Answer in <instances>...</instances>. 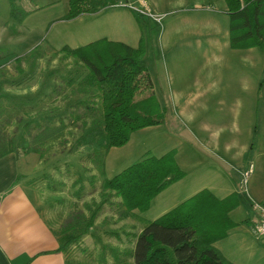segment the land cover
<instances>
[{"label": "rangeland", "instance_id": "obj_1", "mask_svg": "<svg viewBox=\"0 0 264 264\" xmlns=\"http://www.w3.org/2000/svg\"><path fill=\"white\" fill-rule=\"evenodd\" d=\"M121 2L143 6L147 12L139 13L129 6L119 5ZM14 5L20 8L16 16L12 14ZM163 5V12H156L147 0H118V3L97 13H85L78 16L79 19L68 20L64 17L69 10V0H0V105L3 111L0 113L12 121L9 127L11 131L19 125L16 140L26 135L32 143H38L40 152L34 153L29 167L35 173L32 183L40 189L45 208L51 213L53 207H58L62 215L70 214L73 209L83 210L90 215L91 210L85 204L89 203L95 209L103 199L104 176L100 167L87 150H73L82 134L84 121L76 115L80 114L88 121L90 119L86 115V106L77 105L87 95L74 94L68 82L79 70L82 73L86 70L67 57L62 49L65 46L78 47L102 37L126 39L119 32L128 33L129 26L125 25L126 22H118V19L115 21L112 16H125L120 13L128 8L142 19L139 40L141 36L144 37L147 48L143 63L155 84L151 94L165 107L167 120L163 124L134 132L125 147H115L109 175L107 164L105 166L107 175L114 177L141 160L149 150L156 156L174 148L180 151V155L197 151L200 130L230 138L227 135L237 129L239 134H247L251 130L253 135L249 141L240 138L234 141L237 142L233 143L234 149L228 152L233 162H223L216 156H211L210 160L218 169L225 168L219 167V164L230 166L231 163L235 171H241V181L246 191L251 179L256 176L263 179L264 49L235 48L240 50L232 58L226 59L224 54H231L229 50L232 47L224 32V27L229 24L225 20L230 15L221 13L222 34L214 35L215 29L210 28L212 22H188L191 13L184 3L164 0ZM23 11L26 12V18L22 21L25 23L19 27L18 20ZM200 14L205 19L212 16L207 12ZM154 15H162V21H158ZM249 48L258 51L250 54L251 50H245ZM245 54L253 58V67L249 63L245 66L253 72L252 82L248 81L249 76L243 77L247 79L248 84L245 85L248 87L242 82V85L236 84L235 77L241 79L242 75L236 76L228 71L230 68L238 67V71L244 68L242 63L246 59L242 56ZM226 69L227 72L223 74ZM150 91L146 89L143 94ZM60 118L64 119V126ZM47 125L61 129L53 136L46 137L42 131ZM37 134L43 136L40 142L34 139ZM20 152L30 156L33 154L22 148ZM218 153L224 155L221 151ZM233 153L237 158L233 157ZM243 153L244 159L240 157ZM208 175L205 172V176ZM52 183L55 189L50 188ZM69 194L79 196L75 205H71L67 199ZM121 201L120 197L115 196L103 205L96 223L99 225L103 222L101 225L113 230L128 226L132 230L138 229L141 223L144 227L149 214L143 212L141 219L135 216L119 220ZM62 228L60 225L59 230ZM259 238L264 242V237L259 235Z\"/></svg>", "mask_w": 264, "mask_h": 264}, {"label": "trees", "instance_id": "obj_2", "mask_svg": "<svg viewBox=\"0 0 264 264\" xmlns=\"http://www.w3.org/2000/svg\"><path fill=\"white\" fill-rule=\"evenodd\" d=\"M225 1L230 15L231 46L264 49V0ZM116 3L118 0H69V10L64 19L93 14ZM19 9L13 6V16ZM20 13L18 21L22 22L26 12ZM146 49L144 37L137 47L101 38L78 47L65 46L62 49L67 57L86 70L84 73L79 70L68 82L74 94L87 95L77 105L86 106V115L90 119L88 121V118L76 115L84 121L82 134L73 150H87L104 176L103 199L97 208L86 203V208L91 210L90 215L83 210L73 209L67 217L66 225L72 226L75 232H67L70 229L64 231L62 250H67L94 226L103 205L111 198L118 196L122 199L119 220H124L133 217L135 211L149 210L153 199L186 176L177 162L176 149L160 157L148 151L141 160L114 177L106 173V159L111 148L123 147L134 132L163 124L167 120L165 107L151 94L155 85L143 63ZM146 89H150V93L143 94ZM1 107L2 104L0 110ZM60 120L64 126V119ZM11 124L10 118L0 113V158L21 148L27 153H39L38 143H32L26 135L16 140L20 127L18 125L11 131ZM60 129L47 125L42 134L53 136ZM34 139L40 142L43 136L37 134ZM49 186L55 189L53 183ZM238 205L236 193L220 199L210 190L203 189L159 218L146 221L133 251L136 264H235L225 257L215 243L237 225L230 214Z\"/></svg>", "mask_w": 264, "mask_h": 264}, {"label": "crops", "instance_id": "obj_3", "mask_svg": "<svg viewBox=\"0 0 264 264\" xmlns=\"http://www.w3.org/2000/svg\"><path fill=\"white\" fill-rule=\"evenodd\" d=\"M147 1L153 10L163 12L164 0ZM173 2H182L189 6L188 9H190V15L192 16H188L191 18L188 22H212L210 28L215 29L213 31L214 35L221 33L220 22H223L221 13L225 12L224 15L229 16L225 0H173ZM128 9L120 13L125 16L119 14L112 16L115 21L118 19V22H126L125 25L129 26L128 33L119 32L126 39H118L119 37L102 38L126 42L137 47L142 39L141 36L139 40L142 19L130 8ZM205 12L212 16L205 19L200 14ZM79 17L72 20L79 19ZM225 22H229L228 26L230 28V16ZM24 23L18 22V26L20 27ZM228 26L224 27V32L227 34V38L230 39ZM220 37L221 35L219 39ZM255 49L245 50H251L252 53L250 54H253L258 51ZM239 50L231 47L229 50L231 54L225 53L224 55L226 59H230ZM247 56L248 54L242 56L246 61H250L242 63L244 68L239 71L238 67L223 71V74L228 70L230 74L234 72L236 76L242 75L241 79L235 77V82L237 85H242V82L246 87L248 85L245 84H248V81L252 82L253 79V72L245 67L249 64L250 67H253V58L249 57L251 58L249 59ZM245 76H249L250 79L248 81L247 79L244 80L243 77ZM182 95L184 96V94ZM178 97L180 99V94ZM204 131H199L197 151L180 155V151L176 149L177 162L186 172V176L153 199L149 210L143 212L149 214L145 222L159 218L203 189L210 190L220 199L236 193L239 205L230 215L237 225L231 228L228 235L218 240L215 245L227 259L235 264H264V242L255 230V225L259 222L260 212L254 207L255 202L264 200V185L262 184L264 183L262 181L264 175H262V180L258 176L251 179L250 187L246 191L242 185L241 171H235L231 163L230 166L224 163L223 165L219 164V167L225 166V168L224 170L218 169L215 166L216 164L210 160L211 156H216L223 162H233L230 160L231 153L228 152L234 149L235 145L233 143H237L234 141H237L238 138L249 141L252 139V131L250 130L247 134H239L236 129L227 135L230 138L220 137L218 133L213 134ZM114 148H111L106 159L108 175L110 174V159L114 153ZM220 151L224 155L221 156L218 153ZM33 155L34 153L30 156L21 154L20 151H13L0 158V264H136L133 251L137 236L144 228L142 223L138 229L133 228L132 230L128 226L113 230L101 225L103 222L99 225L97 222L87 230L79 241L71 244L67 250L61 249L64 231H67V229H70L67 231L69 233L75 231L72 226L66 225L65 221L69 213L62 215V210L58 207H53L51 213L45 208V201L39 194L40 189L32 183L33 178H35L33 174L35 173L30 170L29 161ZM233 157L237 158L235 153H233ZM240 157L244 159L245 153L240 154ZM205 172L209 175L205 176ZM61 186L62 181H60ZM69 195L67 199H69L71 205H75L78 202L76 197L79 196ZM135 212L133 217L127 219L135 218V216H138L139 219L142 218L141 215L143 214L140 211ZM60 225L63 228L59 230Z\"/></svg>", "mask_w": 264, "mask_h": 264}, {"label": "built area", "instance_id": "obj_4", "mask_svg": "<svg viewBox=\"0 0 264 264\" xmlns=\"http://www.w3.org/2000/svg\"><path fill=\"white\" fill-rule=\"evenodd\" d=\"M119 5L121 6H129L131 7V9L138 11L139 13L145 14L147 11L144 9V7H140V6H135V5H131V4H127L124 2H121ZM154 17L158 20V21H162L163 16L162 15H154ZM254 207L260 212V221L258 222V224L256 225V232L258 235L264 237V200L263 201H258L254 203Z\"/></svg>", "mask_w": 264, "mask_h": 264}]
</instances>
